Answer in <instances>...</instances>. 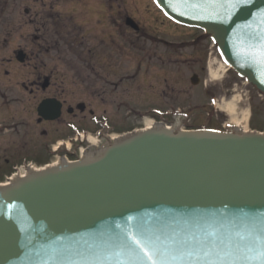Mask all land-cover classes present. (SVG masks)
<instances>
[{
	"label": "water",
	"instance_id": "water-1",
	"mask_svg": "<svg viewBox=\"0 0 264 264\" xmlns=\"http://www.w3.org/2000/svg\"><path fill=\"white\" fill-rule=\"evenodd\" d=\"M155 1L209 34L264 93V0L235 9L227 0ZM61 106L44 100L39 114L57 119ZM129 233L155 240L170 264H261L264 135L154 128L0 187V264H150L129 248Z\"/></svg>",
	"mask_w": 264,
	"mask_h": 264
},
{
	"label": "flooded vegetation",
	"instance_id": "flooded-vegetation-1",
	"mask_svg": "<svg viewBox=\"0 0 264 264\" xmlns=\"http://www.w3.org/2000/svg\"><path fill=\"white\" fill-rule=\"evenodd\" d=\"M29 1L26 12L33 29L28 40L33 46L42 43L51 63H78L75 73L70 72L74 74L71 79H80L79 88L87 96L70 99L63 87L65 82L57 81L70 77L68 73L55 76L54 71H47L46 64L35 66L34 48L31 53L20 46L14 48L15 58L12 55L1 62L6 69L2 76L5 83L0 80V179L12 173L22 160H36L40 164L52 158H75L81 147L85 154H90L94 149L87 141L88 135L96 136L99 146L104 145L115 132L134 127L132 118L142 115L144 110L148 116L160 118L156 112L165 111L163 98L176 99L186 94L179 91L178 84L179 79L187 83L184 72L197 74L203 83L204 70H208L202 64L198 68L193 66L198 62L195 57L158 55L163 43L142 41L155 37L145 28L136 33L139 39H132V29L126 25L131 16L127 8L132 3L126 6V0H52L49 8L44 3V35L36 27L37 0ZM104 4L108 5L107 12ZM118 33L126 38L115 39ZM131 48L135 50L131 52ZM21 49L26 54L25 64L31 65L22 83L9 68L13 61L19 62ZM51 52L56 55L50 56ZM47 78L49 86L44 89ZM47 98L62 103L58 119L39 115L38 107ZM80 103L85 106L79 107Z\"/></svg>",
	"mask_w": 264,
	"mask_h": 264
},
{
	"label": "rangeland",
	"instance_id": "rangeland-1",
	"mask_svg": "<svg viewBox=\"0 0 264 264\" xmlns=\"http://www.w3.org/2000/svg\"><path fill=\"white\" fill-rule=\"evenodd\" d=\"M51 1L52 0H37L36 3L38 14L36 27L41 29L42 35L47 34L46 24L44 25V23H46L47 13L45 7L49 8ZM113 1L111 0L110 2ZM126 1V6L132 3L131 6L127 8V11H130L128 13L140 23L142 29L145 28L149 35L152 34L155 36L153 39L149 36L141 40L145 41V39H150L156 41L157 44H160V42L163 43L159 45L161 48L158 55L195 57L198 62L192 64L193 66L198 68V66L202 64L203 66L210 67L211 73L208 75L207 71L204 70L205 74L203 78L205 82L202 85H193L190 82L193 74L189 71L184 72L188 77L187 83H183L182 80L179 79L178 84L180 88L179 91L182 93L186 92V94L178 95L176 99L175 96H168L167 99H161L165 106V109H162L165 110L163 111L164 113H169L171 111L172 114H174L175 111L181 110L179 114L187 112L190 118L182 122L189 125V127H212L231 130V124L233 125V123H236L238 120L246 121L249 109L252 108V112H249L252 119L250 121L264 128V95L254 85L240 79L233 72H224L223 69L221 70L222 63L220 62L217 48L213 46L212 40L207 35H204L201 31L185 29L172 24L163 17L150 0ZM44 3L45 7L43 6ZM30 5L31 3L29 0H0V41L2 45L0 49V80L4 82L2 76H4L3 73L6 69V66H2L1 62L3 60L7 61L6 59L12 55L15 58L16 55L13 54L14 48L20 46L28 50L29 53H31L34 48L36 61H33V64L40 67L46 64L47 71H54L55 76L68 73L70 77H66V79L59 78L57 81L65 82L63 87L66 89L70 99H85L87 94L79 88L81 83L80 79H71L74 74L70 72L75 73V70L78 68V63L73 64L71 61L51 63L43 44L41 43L33 46L30 40H28V34L30 31L32 32L33 26L29 24L28 15L24 13V10L29 8ZM107 8L108 5L104 4L103 9L105 12H107ZM53 30L56 31L55 26ZM118 35L119 36L116 35L117 37L115 36V39L126 38V36L121 33H118ZM132 39H139L138 35L135 34L133 30ZM133 50H135V48H131V52ZM100 51H102V49ZM52 55L56 54L51 52L50 56ZM30 66L29 62L27 64H20L15 60L9 65V68L12 72L17 73V77L20 83H22V81L25 80L24 75L30 71ZM180 76H182V74H180ZM172 85L176 87L174 84ZM20 94L24 96L22 90H20ZM166 102L168 103L167 105L165 104ZM141 113L145 116L142 117V115H138L132 118L131 123H133L136 128H142L152 123V117L145 114V110ZM203 113H205V118L200 120L199 115H203ZM212 116L213 118L211 119ZM168 117L170 118V116ZM206 117H208L209 121L206 120ZM251 127L253 128V126ZM259 129L261 128L259 127ZM54 160L55 159L52 158L50 162ZM27 162H30V160H22L19 164ZM34 162H36V160H34Z\"/></svg>",
	"mask_w": 264,
	"mask_h": 264
},
{
	"label": "snow or ice",
	"instance_id": "snow-or-ice-1",
	"mask_svg": "<svg viewBox=\"0 0 264 264\" xmlns=\"http://www.w3.org/2000/svg\"><path fill=\"white\" fill-rule=\"evenodd\" d=\"M250 0H227V3L231 6V8L235 9L240 5L249 3ZM260 63L264 64V47H262L261 51L258 53ZM129 240V248L133 251L138 250L143 254L144 257L150 261V264H170L169 261L159 259L165 254V250L159 247L155 240L151 237L146 236L144 233H129L127 236ZM187 244V241L182 242ZM199 244H204V241H198ZM211 243V242H208ZM261 248L258 252L257 258L260 260L261 264H264V235L260 237ZM116 264H123L122 261L117 260ZM208 264H218L217 261H209ZM223 264V262H220Z\"/></svg>",
	"mask_w": 264,
	"mask_h": 264
},
{
	"label": "bare ground",
	"instance_id": "bare-ground-1",
	"mask_svg": "<svg viewBox=\"0 0 264 264\" xmlns=\"http://www.w3.org/2000/svg\"><path fill=\"white\" fill-rule=\"evenodd\" d=\"M226 70V67H224L223 65L221 66V70ZM241 124H244V121H240V120H238V121H236V125H240V126H242ZM153 127H154V124L153 123H149V124H147L145 127H143V128H138V129H136V131L137 132H142V131H148V130H151V129H153ZM244 131L247 133H251V129H250V127H246V128H244ZM116 139H119L120 137H115ZM55 165H57V163H54V164H49V165H47V166H43V167H41V168H38L37 169V171H42V170H44V169H48V168H50V167H54ZM19 177H24V175L22 174L21 176H17V178H19ZM16 179V177H14L13 179H10V180H8V181H6V182H4V183H0V187H2V186H6V185H8L11 181H13V180H15Z\"/></svg>",
	"mask_w": 264,
	"mask_h": 264
},
{
	"label": "trees",
	"instance_id": "trees-1",
	"mask_svg": "<svg viewBox=\"0 0 264 264\" xmlns=\"http://www.w3.org/2000/svg\"><path fill=\"white\" fill-rule=\"evenodd\" d=\"M253 124V126L255 127V128H261V130H264V128H262L260 125L258 126L257 124H255V123H252Z\"/></svg>",
	"mask_w": 264,
	"mask_h": 264
}]
</instances>
